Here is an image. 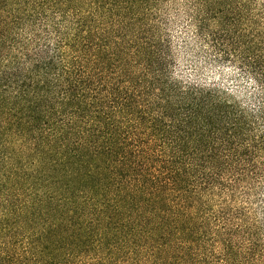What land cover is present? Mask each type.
<instances>
[{"label":"trees","instance_id":"obj_1","mask_svg":"<svg viewBox=\"0 0 264 264\" xmlns=\"http://www.w3.org/2000/svg\"><path fill=\"white\" fill-rule=\"evenodd\" d=\"M0 264H264V0H0Z\"/></svg>","mask_w":264,"mask_h":264}]
</instances>
